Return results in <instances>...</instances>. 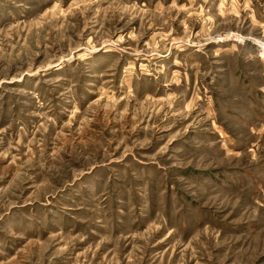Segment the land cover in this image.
<instances>
[{
  "label": "rangeland",
  "instance_id": "374dc122",
  "mask_svg": "<svg viewBox=\"0 0 264 264\" xmlns=\"http://www.w3.org/2000/svg\"><path fill=\"white\" fill-rule=\"evenodd\" d=\"M264 0H0V264H264Z\"/></svg>",
  "mask_w": 264,
  "mask_h": 264
},
{
  "label": "bare ground",
  "instance_id": "6f19581e",
  "mask_svg": "<svg viewBox=\"0 0 264 264\" xmlns=\"http://www.w3.org/2000/svg\"><path fill=\"white\" fill-rule=\"evenodd\" d=\"M261 55H262V57H264V49L261 50Z\"/></svg>",
  "mask_w": 264,
  "mask_h": 264
}]
</instances>
